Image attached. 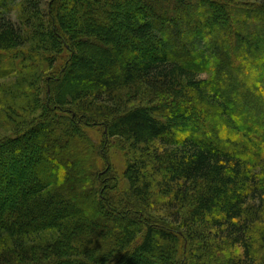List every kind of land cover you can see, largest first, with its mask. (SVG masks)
I'll use <instances>...</instances> for the list:
<instances>
[{
  "label": "trees",
  "instance_id": "16d2710c",
  "mask_svg": "<svg viewBox=\"0 0 264 264\" xmlns=\"http://www.w3.org/2000/svg\"><path fill=\"white\" fill-rule=\"evenodd\" d=\"M260 261L264 0H0V264Z\"/></svg>",
  "mask_w": 264,
  "mask_h": 264
},
{
  "label": "rangeland",
  "instance_id": "374dc122",
  "mask_svg": "<svg viewBox=\"0 0 264 264\" xmlns=\"http://www.w3.org/2000/svg\"><path fill=\"white\" fill-rule=\"evenodd\" d=\"M12 17H13L14 20H16V14L15 13L12 15ZM199 77L200 78H206V74L199 75ZM114 96H115L116 99H118V98L121 99V102H120L121 104L120 105L124 107V110H127V109L133 108L135 106H138V104H140V103L142 105L143 104H147L148 101L146 102V99L148 100V98H149V95L141 94V95H139L140 96L139 98L134 100L133 98L135 96H132V93H130L127 89H119V90H117L115 92ZM151 100H149V101H151ZM121 106H118V109H121ZM116 150L117 149H112V147H109L107 149V153H108V156H109L110 163H112L111 165H114V166H117V167L123 169V165H122L123 162H121L122 154H120V152H116ZM259 264H264V261H260Z\"/></svg>",
  "mask_w": 264,
  "mask_h": 264
},
{
  "label": "water",
  "instance_id": "95a60500",
  "mask_svg": "<svg viewBox=\"0 0 264 264\" xmlns=\"http://www.w3.org/2000/svg\"><path fill=\"white\" fill-rule=\"evenodd\" d=\"M49 92V87L47 88V93Z\"/></svg>",
  "mask_w": 264,
  "mask_h": 264
}]
</instances>
